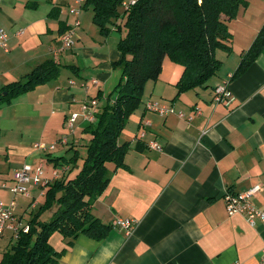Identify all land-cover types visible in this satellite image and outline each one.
Masks as SVG:
<instances>
[{
	"label": "crops",
	"instance_id": "crops-1",
	"mask_svg": "<svg viewBox=\"0 0 264 264\" xmlns=\"http://www.w3.org/2000/svg\"><path fill=\"white\" fill-rule=\"evenodd\" d=\"M83 2L0 0V30L8 37L7 51L0 49V91L47 60L62 67L57 79L0 105V201L4 205L11 202L7 188L21 160L41 165L43 177L50 182L75 175L80 163L61 165L59 171L54 160L84 147L88 136L76 135L80 129L83 132L81 123L87 122L78 117L70 133L65 119L79 113L83 92L87 99L94 87L103 95V85L118 69L112 66L121 58L117 42L114 46L109 35L99 34L92 24V8L83 7ZM246 2L247 7L227 23L232 34L230 55L215 52L218 60L228 64L224 78L178 95L175 85L183 68L165 57L158 79L145 84L141 104L118 137V144H129L125 166L115 170L112 163L107 165L110 181L92 202L91 212L104 224L133 219V231L126 235L112 228L101 242L80 234L69 245L68 239L55 233L50 244L54 251H64L55 264H264V227L259 222L250 226L240 214L228 216L224 204L226 193L236 195L259 185L260 191L249 201L264 210V52L244 73L233 76L241 54L264 24V0ZM70 9H78L79 14H71ZM19 30L24 33L17 35ZM68 30H73L74 43L64 49L60 35ZM65 66H76L75 73ZM66 70L69 76L63 74ZM94 79L97 86L90 82ZM69 80L76 84L70 86ZM81 82L87 83V90L79 86ZM222 84L234 98L229 107L212 101L213 88ZM148 103L172 107L174 113L151 112ZM99 108L97 100L96 114ZM195 108L200 114L192 116ZM189 117L193 118L188 121ZM54 141L66 145L55 155H51L55 148H35V144L55 147ZM150 142L162 150H153ZM45 153L54 162L50 176L39 162ZM53 171L59 174L56 179ZM32 187L44 195L45 188ZM24 198L30 200V208L36 207L30 192ZM5 233L13 243L7 231L0 240Z\"/></svg>",
	"mask_w": 264,
	"mask_h": 264
},
{
	"label": "trees",
	"instance_id": "trees-1",
	"mask_svg": "<svg viewBox=\"0 0 264 264\" xmlns=\"http://www.w3.org/2000/svg\"><path fill=\"white\" fill-rule=\"evenodd\" d=\"M83 1V7L92 8V24L103 37L113 29L119 30L118 22L123 20L126 32L117 42L121 58L112 64L114 68H122V79L115 87L112 103L100 107L95 122L87 123L83 129L88 136L84 145L86 156L79 168L75 166L77 172L71 178L47 184L43 204L26 221L28 232H20L12 239L14 242L2 253L0 264L57 263L64 251L56 252L52 248L50 238L55 233L68 239L67 245L80 234L100 242L108 236L111 225L96 218L91 205L108 186L112 173L107 165L112 163L115 170L125 166L123 158L129 144L120 145L117 141L129 117L141 104L145 84L158 79L163 59L167 57L183 68L175 85L178 95L206 88L221 65L215 57L216 50L230 52L228 43L232 34L227 23L234 19L240 7L247 5L244 0H136L124 10L123 0ZM262 52L264 24L241 54L233 76L244 73ZM65 67L75 73L76 66ZM61 68L52 60L37 65L21 80L1 89L0 105L57 79ZM77 154L78 150H74L69 157L54 161L65 166L77 163ZM47 212L50 216L43 220L41 216Z\"/></svg>",
	"mask_w": 264,
	"mask_h": 264
},
{
	"label": "built area",
	"instance_id": "built-area-1",
	"mask_svg": "<svg viewBox=\"0 0 264 264\" xmlns=\"http://www.w3.org/2000/svg\"><path fill=\"white\" fill-rule=\"evenodd\" d=\"M135 3L134 0L123 1L121 6L124 10H128L130 6H133ZM70 13L77 16L79 14L78 9H70ZM74 26H78L79 22L75 21ZM24 33L23 30H19L17 35H22ZM7 35L4 31L0 30V49L3 51H7ZM73 30H68L60 35V41L62 44V48H69L73 45ZM93 86H97L98 82L96 79L90 81ZM76 84L75 81L69 80V85L74 86ZM79 86L83 90H87L88 86L86 82H81ZM214 89V95L212 101L217 104H222L225 107H229V105L233 102L234 98L228 89L227 85H217ZM79 113H73L69 117L65 119V127L66 129L72 133L74 130V124L78 117H81L85 122L92 123L95 122V109L97 108V100L89 99L88 101H83L79 107ZM146 109L158 113L160 115H168L170 113H174L173 108H166L164 106H159L157 103H148ZM200 114V110L195 108L193 115L196 116ZM179 118H183L184 115L179 112L177 113ZM193 117L186 118L190 121ZM142 138L145 133L144 131H140L138 133ZM61 142V141H59ZM150 148L156 151H161L162 147L156 142H150ZM35 148L38 150H53L55 147L51 145L49 147L44 146L43 144H35ZM44 169L41 165L33 167L29 164H24L20 169H15L12 174V185L7 189L12 196L11 202L9 205H4L2 201H0V238H2L4 232L11 233V238L16 239L20 232L27 233L29 227L26 223H23L22 220L17 219L13 213L12 209L15 205V197L21 195L23 197H29V190L32 186H38L44 189L47 184L50 182L48 179L43 177ZM53 176L55 179L59 176L57 171H53ZM1 188L5 189L6 186L4 183L1 184ZM260 191L259 185H254L249 188L246 192L240 194H229L226 193L224 196V204L226 209V214L228 216H236L241 215L244 216L250 226H253L259 222L262 227H264V210L258 209L254 207L249 199L251 196L257 194ZM33 207V205L31 206ZM136 224V221L133 219H115L110 225L112 228H120L124 231L126 235L130 234L133 231V228ZM262 254L264 256V247L262 248ZM237 264V263H234Z\"/></svg>",
	"mask_w": 264,
	"mask_h": 264
},
{
	"label": "rangeland",
	"instance_id": "rangeland-1",
	"mask_svg": "<svg viewBox=\"0 0 264 264\" xmlns=\"http://www.w3.org/2000/svg\"><path fill=\"white\" fill-rule=\"evenodd\" d=\"M126 1H130V0H126ZM134 1H136V0H134ZM244 1H246V0H244ZM246 4H247V2H246ZM244 7L246 8L247 5L246 6L244 5ZM244 7H240V8L241 9L242 8L244 9ZM118 23H120V29L119 30L113 29L110 32V34H109V39L111 41L115 42V43H113L114 46H116V42H118L120 38L124 37L125 32H126V30L124 28V25H123V20L122 19L119 20ZM74 38H75V36H74ZM221 51L224 52L225 57H228L230 55V53H231V52H227L225 50H221ZM216 59L218 60L217 57H216ZM219 61L221 62V65H220L218 71L216 72V75H214L212 78H210V81L208 82L211 85H214V81H216V80L221 81V79L224 78L222 75H224V73L229 68V67L226 68V65H228V64H224V62L222 60H220V58H219ZM121 69H122L121 67L118 68V69H114V71L112 73V77L108 80V82H106L103 85L102 90L104 91V94L101 95L99 97V99L97 97L98 91L94 87H91L92 88L91 89L92 94H89L87 96V99H86L85 93L83 92L82 93V97H84L85 101H88L89 100V97L94 98V96H95L97 98V100H98L99 107H104L107 103L108 104L109 103L111 104L112 101L115 99V96H116L115 87L119 83V81L122 79L121 78ZM61 72H63V71H61ZM63 74H66L67 76H69L70 75V72L68 70H66V71H64ZM90 79L91 78H88V80H90ZM86 126H87V123H83V122L81 123V127L85 128ZM80 134H84V132H82L81 129H80V131L77 132V135L76 136L79 138L80 137ZM80 141H82L81 138H80ZM55 145H56L55 146V151H54V153L52 152L51 155H55L58 152L59 149L64 148V146H66V145H62L60 143H56V142H55ZM73 150H75V149H72L71 151H73ZM71 151L69 150V152H71ZM78 151L79 152L77 154V163H81V161L86 156V152L84 150V147H82V145L78 147ZM62 155H66V153H63ZM46 157H47V154L46 153L45 154H42V158L43 159H39V162H42V164L44 163L43 165L45 166V169H46L45 170V175H49L50 176V173L53 170L52 165H54V162H51V160H48L49 157L48 158H46ZM19 162L20 163L17 166L18 169H20L21 167H23V165L25 164V161L24 160H21ZM37 162H38V160L36 159V163ZM35 166H36V164H35ZM35 166H33V167H35ZM60 167H61V163H57L56 170H59L60 171ZM29 192H30V196L37 201L36 207L34 209L30 208V200L24 198L21 195H18L15 198L16 205L12 209L13 215L15 217H17L18 219L22 220L23 223H26V221L29 220L30 217L39 210V207L44 202V195H43V193H41V190H39V189H37L35 187H31L30 190H29ZM11 199H12V197L9 198V202L11 201ZM47 216H48V213H45V214H43L41 216V218L44 220V219H46ZM3 238L4 239L0 240V254L1 255L7 249H10L11 248L10 247V243H9V234L8 233H5V235H4Z\"/></svg>",
	"mask_w": 264,
	"mask_h": 264
}]
</instances>
